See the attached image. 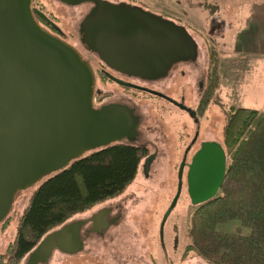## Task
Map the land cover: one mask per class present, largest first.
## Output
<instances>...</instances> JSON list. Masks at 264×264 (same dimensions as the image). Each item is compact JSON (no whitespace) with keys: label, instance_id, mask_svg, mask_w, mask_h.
I'll list each match as a JSON object with an SVG mask.
<instances>
[{"label":"water","instance_id":"1","mask_svg":"<svg viewBox=\"0 0 264 264\" xmlns=\"http://www.w3.org/2000/svg\"><path fill=\"white\" fill-rule=\"evenodd\" d=\"M57 1L92 4L79 21L78 41L118 74L155 81L167 77L175 64L197 59L199 45L190 30L163 14L127 1ZM33 2L0 0V225L23 191H34L44 178L72 161L114 143L142 145L137 104L132 99L98 104L100 91L91 66L74 46L40 23L39 18L63 34ZM146 90L183 107L162 92ZM189 148L178 166L161 239L164 222L182 192L185 165L186 192L193 205L215 197L225 177L227 158L220 142H201L186 163ZM152 159L148 155L142 162L145 176ZM108 212L107 208L93 211L48 231L25 255L23 264H47L55 251L81 252L84 237L116 222L117 217L102 218Z\"/></svg>","mask_w":264,"mask_h":264},{"label":"rangeland","instance_id":"2","mask_svg":"<svg viewBox=\"0 0 264 264\" xmlns=\"http://www.w3.org/2000/svg\"><path fill=\"white\" fill-rule=\"evenodd\" d=\"M43 4L42 12L54 20V23L63 33L73 36L74 47L81 50L77 38V28L80 21L77 9L60 5L53 0H36ZM113 2L121 0H110ZM151 10L157 14H163L189 27L188 29L196 39L200 51H205L206 45L220 49V85L216 96L208 103L204 113L198 114L200 136L212 138L221 143L224 113L227 106H242L257 110H264V27H254L251 16L255 14L254 7L260 0H129ZM214 3L224 4L227 8L226 15L231 20L225 34L219 37L215 24L212 23L211 7ZM244 16L246 17L244 20ZM238 17L240 19H238ZM218 21L219 18H218ZM255 24V23H254ZM241 49V50H240ZM248 49L249 56H238L237 52ZM229 50L232 59L225 58V51ZM207 57V54L205 55ZM242 57L240 59L237 57ZM207 75V72H206ZM203 76V75H202ZM201 76V77H202ZM206 77V76H204ZM96 83L100 86V81ZM161 90L167 95L180 101L184 97L186 105L195 107L200 100L196 91L193 76L180 73H169L161 82ZM116 89V88H115ZM135 93L137 107L142 113V119L154 126H159L165 137L163 156L155 162V167L148 177L142 174L123 193L112 198L121 197L128 199L126 207V224L128 236L137 247V254L149 259L154 256L163 263L165 255L171 264H198V258L188 256L181 261L186 237V206L190 202L183 186L181 195L171 210L162 227L161 223L165 212L175 194L177 186V170L183 156L184 147L187 145L195 125L191 118L178 107L167 100L152 96L148 93L132 91ZM202 95V94H201ZM32 190L23 191L14 202L13 213L22 209L24 201ZM109 199L108 201L112 200ZM107 201V200H106ZM104 203V202H103ZM99 204H102L99 203ZM92 209L74 216L82 218L94 211ZM1 228V225H0ZM218 231L239 232L247 235L248 227L242 226L238 220L220 223L216 226ZM12 233L4 231L0 233V251L6 243V236ZM118 242H109L110 247H119ZM86 244V243H85ZM88 247V245L86 246ZM98 247H102V243ZM109 247V246H108ZM165 255H164V251ZM101 252H95L96 260L90 259L86 250L76 255H61L55 251L48 264H102ZM61 256V257H60ZM73 256V257H72ZM94 256H92L94 258ZM97 259H101L99 262ZM153 259V258H152ZM24 260V258H23ZM23 260L20 264H23ZM148 264H150L148 262Z\"/></svg>","mask_w":264,"mask_h":264},{"label":"trees","instance_id":"3","mask_svg":"<svg viewBox=\"0 0 264 264\" xmlns=\"http://www.w3.org/2000/svg\"><path fill=\"white\" fill-rule=\"evenodd\" d=\"M215 9L211 7L212 23L217 26ZM206 53L205 89L197 105L200 115L220 85L219 53L209 45ZM221 144L227 158L223 183L215 197L187 204V243L181 261L190 256L198 258V264H264V110L227 106ZM142 158L140 147L114 143L44 178L19 213H10L1 224L0 233L12 234L0 251V264H20L48 231L123 193L142 174ZM233 220L250 233L216 229Z\"/></svg>","mask_w":264,"mask_h":264},{"label":"flooded vegetation","instance_id":"4","mask_svg":"<svg viewBox=\"0 0 264 264\" xmlns=\"http://www.w3.org/2000/svg\"><path fill=\"white\" fill-rule=\"evenodd\" d=\"M57 3H60V5H65L68 7L76 8L77 14H79L80 20L82 17L86 14V12L90 9L92 4L86 2L81 3L78 5H67L64 3H61L57 0H53ZM121 1H127L134 3L133 1L129 0H121ZM116 2V1H115ZM119 2V1H117ZM136 4V3H134ZM33 5L40 9L43 8V4H38L36 0H34ZM144 8V7H143ZM146 9V8H145ZM43 11V10H41ZM52 22L54 20L50 18L46 13H44ZM40 23L52 34L58 36L62 40L68 42L72 46H74L75 42L73 41L74 37L68 34H58L51 25L46 23L43 19L39 18ZM79 24V23H78ZM219 25L216 27L218 28ZM76 48V47H75ZM82 51L78 50L80 54L82 55V58L91 66L92 70L95 73L96 80L98 79L100 81L101 86L96 83V89L100 91L99 94H96V100L98 104H102V102H125L127 99H132L136 102V96L135 93L132 91H138L143 93H148L152 96L159 97L161 99H164L160 96H157L155 94H152L150 92H147L146 89H152L159 92L164 93L161 88L162 84L160 83L163 79L155 80V81H141L135 78H128L124 75L118 74L115 71L109 69L106 67L95 54L90 53L86 51L82 46L80 47ZM207 53L205 51L198 52V56L196 61L189 62V63H178L175 64L172 69L170 70V73H180L183 77L185 75L193 76L196 91L201 94L203 93L205 89V80H206V72H207V57L205 56ZM203 75V76H202ZM202 76V77H201ZM114 77L120 78L124 82L130 83L132 85H135L136 87H128L124 85H120L119 83L114 81ZM116 88V89H115ZM166 94V93H164ZM167 95V94H166ZM169 96V95H168ZM171 97V96H169ZM172 98V97H171ZM176 102H179L183 105L182 108L178 107L177 105L173 104L174 106L178 107L180 110L184 111L192 120V123L195 125L193 129V133L190 136V139L187 143V145L184 147L183 154L187 146H190V148L187 151V157H186V163H188L191 159V156L193 153L200 147L201 142L203 141H210L215 140L212 138H202L200 136V125H199V119L197 110L195 107L186 105L184 103V97L182 96L180 98V101L172 98ZM166 100V99H164ZM194 113V114H193ZM141 120H140V126L138 128L139 135H140V142L142 145L140 148L143 151V158H146L148 155H153L152 162L149 166V171L147 176L144 175L142 169V175L144 177H148L150 175V171H152L155 167V162L160 158V155L166 154L165 147H163V144L165 142V137L163 133H161V130L159 126H154L151 123H149L147 120L144 121V117L142 119V113L140 112ZM217 141V140H215ZM193 142V143H192ZM219 142V141H218ZM187 167L184 166V173H183V186H185V173H186ZM186 187V186H185ZM129 199V198H128ZM128 199L126 200V197L119 198V199H112L110 201H104L102 204H99L97 207L94 208V211L102 210V209H109L108 214L103 215L102 218L104 219H110L113 217H117V220L115 223L110 224L108 228L102 229L100 233L93 232L89 236L83 238L84 247L82 251H85L90 254L89 258L96 260L95 252H101L99 253L102 256V264H171L170 261L167 258V255H165L164 251V259L163 263H159L152 253L149 256V259L142 258L141 254H137V247L135 246V243L133 244L131 241V237L133 234H129L127 231V224H126V216L127 212L125 211L126 204L128 202ZM88 228L87 225L84 226V228ZM118 242L116 244L119 245V247H110L111 244H108L109 242ZM86 243V244H85ZM102 243V247H98ZM88 245V247H86ZM109 246V247H108ZM81 251V252H82ZM61 253V252H60ZM80 253V252H79ZM78 254V253H77ZM61 255L67 256L63 253ZM76 255V254H74ZM79 255V254H78ZM77 256V255H76ZM94 256V258L92 257ZM61 257V256H60ZM73 257V256H72ZM153 258V259H152ZM101 259H97L99 262ZM48 264V263H47Z\"/></svg>","mask_w":264,"mask_h":264},{"label":"crops","instance_id":"5","mask_svg":"<svg viewBox=\"0 0 264 264\" xmlns=\"http://www.w3.org/2000/svg\"><path fill=\"white\" fill-rule=\"evenodd\" d=\"M216 9H215V15L218 16L219 18V30H218V33H219V37L223 36L225 34V31L226 29H228V25L230 24L231 20H228V16L226 15V11H227V8H225L224 4H218V3H214L213 4ZM254 11H255V14L253 16H251V19L252 21H254L253 25L254 27H264V0H260L258 4H255V7H254ZM212 15V13H211ZM245 16H244V20H245ZM238 19H240L238 17ZM256 25V26H255ZM256 27V28H257ZM221 49V48H220ZM220 49L218 48V53L220 52ZM241 50V49H240ZM238 51L237 54L238 56H242V57H245V56H249L251 55L252 52H249L248 49H244L242 51ZM225 58L228 57L227 60H231L232 59V54L229 53V50L225 51ZM256 56V53H252ZM262 56H264V52L261 53ZM219 56H220V53H219ZM237 57L240 58V59H243L242 57ZM220 62H221V57H220ZM220 65V63H219ZM220 68V66H219Z\"/></svg>","mask_w":264,"mask_h":264}]
</instances>
